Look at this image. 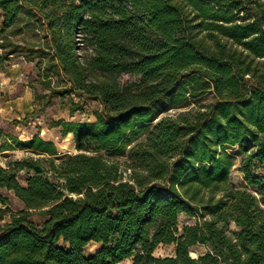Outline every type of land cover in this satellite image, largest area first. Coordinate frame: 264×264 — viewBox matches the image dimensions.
Wrapping results in <instances>:
<instances>
[{
    "label": "trees",
    "instance_id": "16d2710c",
    "mask_svg": "<svg viewBox=\"0 0 264 264\" xmlns=\"http://www.w3.org/2000/svg\"><path fill=\"white\" fill-rule=\"evenodd\" d=\"M26 9L44 35L20 51ZM0 50V72L37 62L71 116L102 106L55 123L75 155L39 135L0 141L32 155L0 167L23 205L0 193V264H264V0H0ZM182 215L202 220L180 228ZM160 245L176 255L155 257Z\"/></svg>",
    "mask_w": 264,
    "mask_h": 264
},
{
    "label": "rangeland",
    "instance_id": "374dc122",
    "mask_svg": "<svg viewBox=\"0 0 264 264\" xmlns=\"http://www.w3.org/2000/svg\"><path fill=\"white\" fill-rule=\"evenodd\" d=\"M242 17L247 18V16ZM41 25L34 17L28 14L26 9L20 21V26L24 28L23 33L12 37V42L18 45L20 51H29L39 41L40 43L43 42L44 33L40 31V34H38V31L41 30ZM37 34L39 36H36ZM0 53H2L1 50ZM36 63L27 62L22 55H15L11 56L9 61L5 63L4 72H0L3 73V75H0V141L2 144L10 142L12 138L26 141L34 135H39L46 141L54 142L61 155H75L77 154V149L74 138H71L70 135L63 137L62 128L55 127V123L61 120L81 123L93 122L95 121V113L101 110L102 106L96 100H88L83 103L82 108L74 116H71L72 103L68 98L48 97L51 91L38 80L39 70ZM121 81L123 83L133 82L136 81V78L124 75L121 77ZM73 99L75 102L79 101L76 97ZM206 101H212V96H209ZM169 103L170 100H166L165 105L168 106ZM178 112V110H172L164 115H175ZM29 156H32L30 152L20 150L0 153V167L7 168L9 163ZM240 163L241 158L237 160L232 172L231 183L235 187L243 189L246 185L239 170ZM25 178L26 173H22L20 181L24 182ZM0 193L9 199L10 206L14 211L23 208V205L13 192L0 189ZM32 220L37 225H41L44 217L41 214H36L32 217ZM201 220L200 215L194 218L182 215L179 218L180 228L193 226ZM5 221H0V225H3ZM230 230L237 231L238 229L234 224H230ZM59 246L62 248L67 247L63 242ZM99 248L100 245L97 243H91L87 247V254H95ZM191 250H193L196 258L203 256L207 252L206 246H196L191 248ZM175 255L176 248L173 245H160L154 252L155 257L165 258L174 257ZM121 264H132V260H127Z\"/></svg>",
    "mask_w": 264,
    "mask_h": 264
},
{
    "label": "crops",
    "instance_id": "0c3cea01",
    "mask_svg": "<svg viewBox=\"0 0 264 264\" xmlns=\"http://www.w3.org/2000/svg\"><path fill=\"white\" fill-rule=\"evenodd\" d=\"M0 75H3V73H0ZM9 79V78H8Z\"/></svg>",
    "mask_w": 264,
    "mask_h": 264
},
{
    "label": "water",
    "instance_id": "95a60500",
    "mask_svg": "<svg viewBox=\"0 0 264 264\" xmlns=\"http://www.w3.org/2000/svg\"><path fill=\"white\" fill-rule=\"evenodd\" d=\"M192 256V255H191ZM193 257V256H192ZM193 258H196V257H193Z\"/></svg>",
    "mask_w": 264,
    "mask_h": 264
}]
</instances>
